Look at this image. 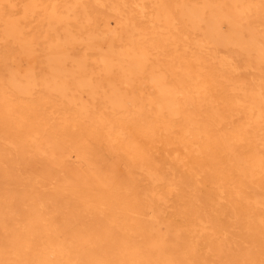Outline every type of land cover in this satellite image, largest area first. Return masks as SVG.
Listing matches in <instances>:
<instances>
[{
    "label": "bare ground",
    "instance_id": "1",
    "mask_svg": "<svg viewBox=\"0 0 264 264\" xmlns=\"http://www.w3.org/2000/svg\"><path fill=\"white\" fill-rule=\"evenodd\" d=\"M2 1L22 9L0 15V264H264V0H148L156 6L143 27L142 0ZM36 9L37 46L20 23ZM70 118L131 158L140 142L174 149L243 207L214 220L216 208L181 196L183 221L162 219L158 198L175 191L157 185L166 172L135 162L145 186L113 178L111 164L89 159L83 138L61 126ZM72 151L89 172L71 165ZM32 159L62 168L61 187L37 190L50 167L36 172ZM253 224L262 229L251 235Z\"/></svg>",
    "mask_w": 264,
    "mask_h": 264
},
{
    "label": "rangeland",
    "instance_id": "2",
    "mask_svg": "<svg viewBox=\"0 0 264 264\" xmlns=\"http://www.w3.org/2000/svg\"><path fill=\"white\" fill-rule=\"evenodd\" d=\"M16 0H14L15 3ZM28 1V0H27ZM40 1V0H39ZM146 1L145 6V12L143 18H140V15L138 16L137 23L143 27L145 25V22L147 21L145 16L147 15L148 11H151L156 4H153L151 2H147L148 0H142ZM2 6L0 4V15L1 19L5 18L6 16L14 17L19 12H21L22 4L15 3L17 5V8L14 10L10 9V6L4 3L2 0ZM104 6H96L98 13L101 14V16L110 14V12L106 9H103ZM133 10L136 11V9L133 7ZM112 13V12H111ZM36 20L30 17L21 19L20 23L23 24L24 30H25V36L31 37V40L34 42V44L37 46V44L42 43L41 37L39 35L32 36V34L36 33L37 30L41 32L43 29V26H40L43 22H39V16L42 15L38 9L34 12ZM113 14V13H112ZM134 15H136L134 13ZM39 23V24H38ZM2 21H0V28L2 26ZM38 24V26H37ZM181 24L180 32L183 29L182 23ZM123 34V33H122ZM180 34V33H179ZM43 39H47V36H44ZM167 43V42H166ZM9 46L13 49L16 46L9 44ZM3 48V45H1ZM167 49H169L170 44H166L165 46ZM198 55L202 56L203 59H205L206 64H210V61L207 60L209 58L207 51H198ZM187 58V53H184L182 55V60H186L189 62L190 59ZM192 62V60L190 61ZM185 63V62H183ZM193 65H195L196 62H192ZM206 73L208 75L207 67H204ZM36 71H42V67H37ZM219 80V79H217ZM215 87L218 89H221L223 92V89L221 88L220 84L214 83ZM131 90L137 91L136 84H134L131 88ZM36 89L34 90L32 94V98H37L40 94L35 93ZM215 95H217L215 93ZM221 96V95H219ZM215 103V102H214ZM216 107L219 109L224 104L222 102H216ZM48 105H43V107L39 108V111L43 112L47 110ZM225 109L222 108L221 110ZM226 112V110H225ZM239 117H236L235 120H239ZM60 120V115L56 114L54 118H51L50 122L53 123L58 122ZM237 122V121H236ZM74 120L70 118L64 125H61L64 127V129L70 130V134L76 137H82L83 141L86 143L84 146V149H88L89 153H87V156L89 159H94L98 157L101 161L105 163H110L111 166L114 168L115 173L113 174V178L118 175H128L136 184L145 186L146 180L145 177L142 175V172L134 165L140 162L144 165V167L154 168L156 170H159L161 172H166L164 177L163 183H158V187L164 188L167 183H173L175 191L171 195H165L164 199H162V195L160 199L158 198L159 194L157 195V198L159 200V204H161V212L160 217L162 219H170L173 223H179L183 221L184 214L182 213V205H181V196L187 197L189 200L194 199L196 197L202 198L205 202L203 206H205L207 209L210 208H216L217 212L215 215H211L214 220L221 219L222 217H226L228 212L234 208H242L243 202L240 201L238 205L237 203H233L231 201V195L230 191L228 190L229 187L225 186L224 192H219L216 187L213 185L212 177L207 174V172L203 171L201 168V165L196 164L195 162H190V158L187 159V161L190 162V166H186L185 164H180L175 158L176 154L174 153V149L170 147H164L157 142H152L150 145H144L143 143H138V147L140 148V151L138 152L137 157L131 158L130 154L128 152H120L117 150L115 145L108 144L101 136L92 138L91 137V128L88 124L86 128L81 129V125L79 126H73ZM128 136H126L124 139L127 140ZM264 151V148H262ZM14 151L8 152L6 157L9 155H13ZM70 156V162L72 166H78L80 171H84V168L86 167V162H90V160L84 159L79 156V154H76L74 151H72ZM82 156H86V154H83ZM223 155L219 153V157H222ZM198 158V156H195ZM201 159L205 162L211 161L213 158V153L211 151H204L201 154ZM14 158V157H13ZM137 158V159H136ZM136 159V160H135ZM10 161V160H7ZM102 162V163H103ZM112 162V163H111ZM194 163V164H192ZM12 164H15V161L12 162ZM134 164V165H133ZM30 165L33 169L35 168L36 172H40V167H46L49 166L50 169L46 170L44 174L39 173L40 176H38L39 185H36V189L39 191L46 190H52V189H58V179L60 177H63L64 170L62 168H59L57 166H50L47 161L39 162L36 160H31ZM224 164H221V167H223ZM225 167V166H224ZM86 171L87 168H85ZM22 171H25V173H30V169L28 167H24ZM89 172V171H88ZM210 173V170H209ZM231 177L234 179L239 175V172L237 170L231 171ZM207 176V178H206ZM229 176V175H228ZM57 178V180H56ZM231 178V179H232ZM200 181V183H199ZM216 184V183H215ZM225 184V183H220ZM217 185V184H216ZM218 186V185H217ZM219 187V186H218ZM85 189L86 187H82ZM159 189V188H158ZM47 193V192H46ZM159 193V192H158ZM221 195V196H220ZM162 199V200H161ZM244 215H240V220L242 221L244 219ZM262 227L258 225H248V232L253 235L255 231H261ZM207 233L210 234L213 232V229L207 225L206 229ZM247 232V233H248ZM206 234L204 233H198L199 237H205Z\"/></svg>",
    "mask_w": 264,
    "mask_h": 264
}]
</instances>
